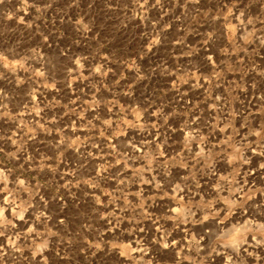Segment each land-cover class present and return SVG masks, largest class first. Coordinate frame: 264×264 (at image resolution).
Returning a JSON list of instances; mask_svg holds the SVG:
<instances>
[{"label":"rangeland","instance_id":"374dc122","mask_svg":"<svg viewBox=\"0 0 264 264\" xmlns=\"http://www.w3.org/2000/svg\"><path fill=\"white\" fill-rule=\"evenodd\" d=\"M0 264H264V0H0Z\"/></svg>","mask_w":264,"mask_h":264},{"label":"bare ground","instance_id":"6f19581e","mask_svg":"<svg viewBox=\"0 0 264 264\" xmlns=\"http://www.w3.org/2000/svg\"><path fill=\"white\" fill-rule=\"evenodd\" d=\"M237 245H238V244H237ZM237 245H236V246H237ZM241 245H242V244H241ZM242 246H243V245H242ZM244 246H245V245H244ZM246 246H247V245H246ZM240 248H241V247H240ZM242 248H243V247H242Z\"/></svg>","mask_w":264,"mask_h":264}]
</instances>
